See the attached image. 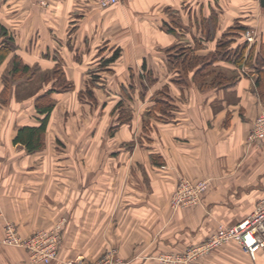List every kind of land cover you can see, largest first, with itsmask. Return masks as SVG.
<instances>
[{"label": "crops", "instance_id": "1", "mask_svg": "<svg viewBox=\"0 0 264 264\" xmlns=\"http://www.w3.org/2000/svg\"><path fill=\"white\" fill-rule=\"evenodd\" d=\"M0 23L14 38L0 64V264H37L25 249L1 242L6 219L23 236L64 222L63 259L94 260L115 249L126 264H160L161 253L183 252L221 224L239 222L264 197V140L248 141L264 110L256 85L261 0H122L106 7L99 0H0ZM237 26L255 27L258 44L234 41L226 55L218 41ZM3 41L0 35V47ZM116 50L119 57L105 63ZM241 52L253 53L251 64L235 62ZM186 54L208 64L186 68ZM15 56L29 65L23 76L30 78L13 80ZM93 65L106 70L111 90L97 89L104 78L88 69ZM155 67L164 68L161 79ZM57 68L81 84L74 92H82L83 121L63 124L54 106L43 147L29 151L15 138L21 127L41 125L36 100L53 88L24 98L19 86ZM216 71L228 79L222 85ZM164 87L162 115L153 107ZM51 96L56 105L59 94ZM109 99L111 110L101 109ZM182 177L208 179L209 186L200 204L173 210ZM200 264H264V248L252 257L229 241Z\"/></svg>", "mask_w": 264, "mask_h": 264}, {"label": "built area", "instance_id": "2", "mask_svg": "<svg viewBox=\"0 0 264 264\" xmlns=\"http://www.w3.org/2000/svg\"><path fill=\"white\" fill-rule=\"evenodd\" d=\"M121 2L122 0H99V4L103 7ZM257 32L256 28L250 27L246 30L245 38L252 43L257 37ZM259 140H264V110L256 116L248 134L249 142ZM208 186V179L180 178L171 198V207L177 210L180 207L200 204L202 195ZM63 223L57 222L51 229H40L26 237L19 233L14 223L6 221L3 226L4 235L1 242L24 248L34 263L49 264L59 258ZM229 241H236L244 246L252 257H255L259 249L264 248V197L259 199L254 210L239 222L232 225L221 224L202 242L189 246L183 252L161 253L159 258L165 264H199L202 256ZM119 259L116 251L112 249L98 262L71 260L68 264H121Z\"/></svg>", "mask_w": 264, "mask_h": 264}, {"label": "trees", "instance_id": "3", "mask_svg": "<svg viewBox=\"0 0 264 264\" xmlns=\"http://www.w3.org/2000/svg\"><path fill=\"white\" fill-rule=\"evenodd\" d=\"M232 31L228 34L230 35H242V33L246 30V27H235ZM241 34H240V32ZM0 35H4V41L0 47V64L4 61V59L7 57V55L13 50V42L14 38L9 35L7 28H5L0 23ZM227 34L223 35L220 40L218 41V46L220 48V51L223 53L225 52L226 55L228 51H224L227 46L231 45L234 40H237L235 38L229 37L228 39H225L224 37ZM260 53L257 57V73L258 78L256 80L257 88L263 96L264 94V44L261 45ZM120 55V50H116L114 54L106 59V62L113 61L117 59ZM253 58V53H250L248 57H245L244 52H241L239 54L236 53L235 62L238 64H241L242 62L250 63L251 59ZM209 58H204L200 56L191 57L189 54H186V57L184 58V65L186 68L194 67V63L198 61L204 62V64H208L205 61H207ZM251 64V63H250ZM29 65L25 64L20 56H15L13 60V66H12V78L13 80H16L17 78L21 77L25 73H29L30 71ZM60 70L59 73L62 75V68H57V70ZM204 69L201 68L197 73L200 74V71ZM227 77H225V74L222 72H219L216 76V81H218L219 85H222L227 81ZM8 83V82H7ZM56 90V88H53L49 91H46L44 94L39 96L36 100V107L42 114H45V117L41 120L40 126H24L19 129V132L15 138L17 142H21L26 145L29 151L38 150L43 147V137L46 131L48 119L50 116L51 111L53 110L55 106V99L51 96L53 91ZM89 93L91 92L90 89L88 90ZM88 93V94H89ZM91 94V93H90ZM263 98V97H262ZM264 99V98H263ZM155 104H154V111L160 112L162 115H164L167 111V87L162 88L159 90L154 97ZM158 117H161V115H158Z\"/></svg>", "mask_w": 264, "mask_h": 264}, {"label": "rangeland", "instance_id": "4", "mask_svg": "<svg viewBox=\"0 0 264 264\" xmlns=\"http://www.w3.org/2000/svg\"><path fill=\"white\" fill-rule=\"evenodd\" d=\"M253 28H255V27H253ZM248 29V28H247ZM246 29V30H247ZM246 30L243 32V36H244V38L242 37V35H239V37L240 38H238L237 40H234V41H237V44H236V46H239V45H241V46H244V45H246V44H254V42L256 43V44H258V39H257V37H256V39H255V41H253L252 43L251 42H249L246 38H245V33H246ZM259 32H257V36L259 35L258 34ZM231 36H234V35H230V34H227L224 38L225 39H228L229 37H231ZM235 36H237V35H235ZM233 38V37H232ZM233 43V42H232ZM235 44V43H234ZM246 46H248V45H246ZM254 46V45H253ZM105 49H106V47L103 49V51H105ZM163 51V50H162ZM112 52L111 51H109V52H107V53H105L104 54V56H110V54H111ZM99 67H103L102 65H100ZM9 68V67H8ZM98 67L95 65H93L92 67H89L88 69L90 70V69H93V71H95L96 72V75H94V73L92 74V76L94 75V76H97V77H103L104 79H100L101 80V83L102 84H104L103 86H102V84L101 85H99V84H97L99 87L97 88L98 90H102V91H106V88L108 87V89L109 90H111L112 89V87L114 86L113 84L114 83H111V84H109V82H107V80H108V78L107 77H104V75L103 74H106V70L105 69H97ZM155 68H157V67H155ZM162 68V67H161ZM161 68L159 69V68H157V70H155V74H157V76H159L160 77V79H161V76H163L162 74H164V73H161V71L162 72H164V68H162V70H161ZM7 69V68H6ZM8 70V69H7ZM7 70L5 71L6 73H7ZM217 73L219 72V71H216ZM215 72V73H216ZM92 73V72H91ZM99 73V74H98ZM91 74H89V76H90ZM23 76V75H22ZM27 76V75H26ZM26 76H23V77H21V79L20 78H17L18 80H24L25 79V77ZM93 76V77H94ZM24 78V79H23ZM26 78H30V77H26ZM200 80H202V79H200ZM108 81H110V79L108 80ZM12 82L13 81H10V83L12 84ZM147 82V81H146ZM148 83V86H151V85H153V83H152V81H150L149 80V82H147ZM160 83V82H159ZM96 84V83H95ZM81 85V84H80ZM79 84H75V82L74 81H70L69 79H67L66 78V76H64L63 75V73H62V75H60V73H59V71L57 70L56 71V69H47V70H43V71H41V72H39V73H36L33 77H32V79H31V81H29V83L28 84H26V83H23L21 86H19V89H20V91H19V93H20V96L21 97H24L25 98V96H28V95H30L31 94V92L34 94V93H36L37 91L38 92H40V90L42 89V91L43 90H46L47 88H50V87H52V88H56L57 90H54L55 92H57L58 94H59V99L58 100H56V110H55V116H57V118L58 119H60V121L63 123V124H70V122H79V121H83V118L81 119V117H83L82 116V112H81V107H83V105H79L78 104V101L80 100V96H81V94H82V92L80 93V95H78V92L76 93V92H74L75 90H77L78 89V86H80ZM154 85H158V81H157V83L155 82L154 83ZM154 85L153 86H151L152 88L154 87ZM41 91V92H42ZM74 93H76V95H77V98L75 97L76 95L74 94ZM264 94V93H263ZM79 97V98H78ZM86 97H88V96H86ZM263 98H264V95L262 96ZM81 101V100H80ZM99 100H93V102L95 103L94 105L95 106H97L98 104H96L97 102H98ZM100 102V101H99ZM115 103V100H113V99H109L108 101H107V103H105V104H103L102 105V107H101V109L103 108V107H105V109L106 110H111V106L113 105ZM126 105V104H125ZM92 106V105H91ZM127 106H129V104H127ZM85 107V106H84ZM99 115L100 114H98L97 113V115H93V117H92V119L94 120V121H98V118H99ZM115 117V116H114ZM113 118V117H112ZM109 121H110V118H109ZM110 133H114L113 131H112V129H111V131H110ZM186 178H188V177H186ZM191 179V178H190ZM174 193V192H173ZM173 195V194H172ZM171 198H172V196H171ZM170 205H171V199H170ZM185 207V206H184ZM181 208V207H180ZM173 209V208H172ZM174 210V209H173ZM6 221H10V222H12V223H14L15 225H16V227H17V229H18V231H19V233L21 234V232H20V230H19V228H18V226H17V224L15 223V222H13L12 220H8V219H6L5 221H4V223L6 222ZM4 223H3V226H4ZM51 229V228H50ZM62 233V232H61ZM33 234V233H32ZM22 235V234H21ZM30 236V235H29ZM27 237V236H26ZM2 240V239H1ZM61 245H62V234H61V242H60V245H59V258L57 259V260H55V261H53L52 263H54V262H60L59 264H68V262L69 261H71V260H74V261H79V262H81V261H86V262H98V261H100L101 259H102V256H104L107 252H109L110 250H112V249H109L108 251H106L100 258H98V259H94V260H92V259H86V258H84V257H74V258H67V259H63V258H61V256H60V249H61ZM10 246V245H9ZM14 247V246H13ZM17 248H21V247H17ZM24 249V248H23ZM115 250V249H114ZM116 251V250H115ZM212 252V251H211ZM211 252H209V253H207V254H205L204 256H206V255H208V254H210ZM173 253H176V252H173ZM116 255H117V257L118 258H120L119 256H118V254H117V252H116ZM203 257V256H202ZM201 257V258H202ZM200 258V259H201ZM157 259H158V261L160 262V264H165L160 258H159V256L157 257ZM119 261L121 262V264H126V261L125 260H123V259H119ZM38 264V263H37ZM49 264H51V263H49ZM199 264H200V260H199Z\"/></svg>", "mask_w": 264, "mask_h": 264}, {"label": "water", "instance_id": "5", "mask_svg": "<svg viewBox=\"0 0 264 264\" xmlns=\"http://www.w3.org/2000/svg\"><path fill=\"white\" fill-rule=\"evenodd\" d=\"M262 4L264 5V0H261Z\"/></svg>", "mask_w": 264, "mask_h": 264}]
</instances>
